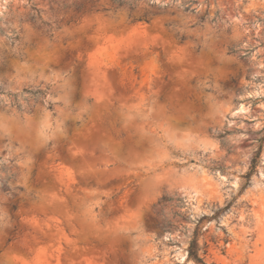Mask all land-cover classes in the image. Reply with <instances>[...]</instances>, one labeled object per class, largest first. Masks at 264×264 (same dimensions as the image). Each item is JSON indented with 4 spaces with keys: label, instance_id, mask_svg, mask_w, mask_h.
I'll list each match as a JSON object with an SVG mask.
<instances>
[{
    "label": "rangeland",
    "instance_id": "1",
    "mask_svg": "<svg viewBox=\"0 0 264 264\" xmlns=\"http://www.w3.org/2000/svg\"><path fill=\"white\" fill-rule=\"evenodd\" d=\"M84 1L0 0V264H264V0Z\"/></svg>",
    "mask_w": 264,
    "mask_h": 264
},
{
    "label": "trees",
    "instance_id": "2",
    "mask_svg": "<svg viewBox=\"0 0 264 264\" xmlns=\"http://www.w3.org/2000/svg\"><path fill=\"white\" fill-rule=\"evenodd\" d=\"M93 0H85L82 3H78V4H74V7L76 10H81L84 6H86L87 4L91 3ZM111 1V6L112 8H114V10H118L119 8H123V7H127L130 11H133L135 8L134 3H132L129 0H110ZM136 21H145L147 23H149V18L147 17V15H143L142 17H140L138 20H133V22ZM30 22L32 24H34L35 26H38V28H50L49 24L46 23H39L36 19H34L33 17L30 19ZM262 147H260L259 150H261ZM257 160L254 161L253 166L251 168V170L249 171V173L246 175L247 178H249L255 171L257 168ZM230 205H228L227 207H225L223 210L221 211H226L227 209H229ZM13 210L17 209L16 205L12 206ZM10 241V240H9ZM200 246H199V242H198V236L197 234L194 235V237L192 238L190 245H189V257L194 259L197 263L200 264H208L204 258L200 255Z\"/></svg>",
    "mask_w": 264,
    "mask_h": 264
},
{
    "label": "bare ground",
    "instance_id": "3",
    "mask_svg": "<svg viewBox=\"0 0 264 264\" xmlns=\"http://www.w3.org/2000/svg\"><path fill=\"white\" fill-rule=\"evenodd\" d=\"M154 108L156 109V110H160V108H159V106H158V104H155V106H154ZM162 118H164V116L162 117ZM46 118H44L43 120H45ZM158 119V118H157ZM167 119V118H166ZM0 120L1 121H3V122H6L5 121V119L4 118H0ZM46 121V120H45ZM163 121V120H162ZM167 121V120H166ZM45 122L43 121V124H44ZM47 123V122H46ZM166 123V122H165ZM42 124V125H43ZM41 127V126H40ZM41 129V128H40ZM184 129V128H183ZM36 132V131H35ZM167 132H168V134L169 135H171V137L174 139V140H176V141H178V142H180V143H189L190 141H191V138H190V136L191 135H189V133L186 131V130H182V129H180L177 125H175V124H173L171 121H169V124H168V128H167ZM151 148L152 149H154V152H158V153H163L164 152V149H162V148H160V147H158V145H152L151 146ZM164 148V147H163ZM164 154V153H163ZM142 155H143V153H142ZM147 155H149V154H147ZM159 155H162V154H159ZM152 156V155H151ZM143 157V156H142ZM141 157H140V155H138L137 156V158L136 159H140ZM131 160V159H130ZM132 161H133V159H132ZM138 161V160H137ZM156 184V183H155ZM153 185V184H152ZM148 187H147V189H149L150 188V186H151V184H148L147 185ZM151 188H152V186H151ZM150 188V189H151ZM152 190V189H151ZM145 191V190H144ZM135 221V220H134ZM133 221V222H134ZM136 222V221H135ZM133 225V224H132Z\"/></svg>",
    "mask_w": 264,
    "mask_h": 264
}]
</instances>
